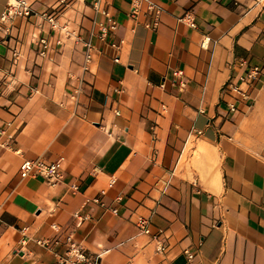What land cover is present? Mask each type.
<instances>
[{
	"label": "crops",
	"instance_id": "crops-1",
	"mask_svg": "<svg viewBox=\"0 0 264 264\" xmlns=\"http://www.w3.org/2000/svg\"><path fill=\"white\" fill-rule=\"evenodd\" d=\"M154 1L148 28L144 7L134 19L131 0H100L118 49L93 34L104 21L93 0H29L35 13L0 19V264H55L67 233L100 264H264V75L235 111L220 98L264 61V0ZM43 12L70 36L55 44ZM77 33L96 46L85 72ZM60 156L58 183L19 175L23 159Z\"/></svg>",
	"mask_w": 264,
	"mask_h": 264
},
{
	"label": "built area",
	"instance_id": "built-area-1",
	"mask_svg": "<svg viewBox=\"0 0 264 264\" xmlns=\"http://www.w3.org/2000/svg\"><path fill=\"white\" fill-rule=\"evenodd\" d=\"M261 1V0H257ZM93 8L104 17V21H98V29L93 33L100 41L105 42L108 46L118 49L123 42V39L114 41L109 38L110 34L116 32L118 27V21L113 16V14L106 8L100 7V0H93ZM144 7L145 12L150 16V20L145 23V26L148 28H156L159 23V16L161 13L160 5L154 0H131V6L129 10V16L131 18H136ZM35 13L30 5L29 0H11L7 3L5 9L1 14V22L5 24L10 21L14 16H30ZM50 24L52 31H58L54 37L55 44L61 42L62 36H70V32L64 26H60L57 22L55 14L43 12L40 14ZM182 19H185L189 26H195L193 17L190 13H185ZM75 40L79 41L84 49L83 53V62L82 70H90V65L93 60V55L96 51L95 44L90 39H83L77 33L75 35ZM208 42V37H205L201 46L205 47ZM39 49L38 54L40 56H45L51 48V42L46 37H40L38 39ZM114 61L119 60V56L115 55L113 57ZM241 65L243 62L241 61ZM175 81L179 87L185 86V80L183 79V71L181 69H175L172 72ZM263 74L264 75V61L261 66L254 65L241 73L236 74L233 78L228 80L221 88L220 98L225 102L227 110L235 111L237 108V102L242 100L250 99V90L254 85L255 80ZM76 92L79 89H75ZM116 114L118 112L116 111ZM200 130H197V133H200ZM63 157H58L55 160H47L42 157L35 159H23L19 164V175L21 178L28 176H40L47 180L51 184L58 183L63 179V168H62ZM101 193H104V190H101ZM94 201L99 202V198H94ZM74 216H79L78 212L74 213ZM86 218V216H84ZM135 223L139 230L145 234H151L156 240V250L163 252L166 248V245L161 239L158 238V233H152L149 226V219L144 216H138L135 220ZM53 229L58 230L59 226L57 224L51 225ZM65 250L62 255H60L55 262V264H100L102 253H87L82 245L74 239L71 233L64 235ZM27 242L26 238H22L20 243L25 245ZM43 247L51 248L53 244L58 242L57 238H43L36 241ZM185 253L189 259H192L194 253L192 251L185 250Z\"/></svg>",
	"mask_w": 264,
	"mask_h": 264
}]
</instances>
